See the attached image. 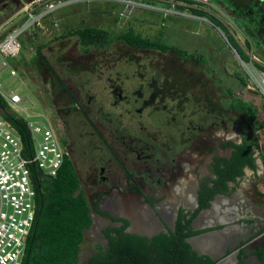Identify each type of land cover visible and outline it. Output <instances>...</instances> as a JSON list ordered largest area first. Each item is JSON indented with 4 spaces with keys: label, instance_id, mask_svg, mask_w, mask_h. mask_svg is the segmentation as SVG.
I'll list each match as a JSON object with an SVG mask.
<instances>
[{
    "label": "flooded vegetation",
    "instance_id": "af4514ba",
    "mask_svg": "<svg viewBox=\"0 0 264 264\" xmlns=\"http://www.w3.org/2000/svg\"><path fill=\"white\" fill-rule=\"evenodd\" d=\"M129 29L131 28L121 33H125ZM115 40L117 39L113 41ZM113 41L103 46H92L88 51L91 48H105ZM117 41L127 49L157 53L159 66L150 65L151 61L141 59L134 61L123 58L130 64H146L154 71V76L147 80L148 88L145 91L141 88L138 89L141 91L138 98L135 96L138 91L136 88L129 94L118 86L115 80L110 77L111 74H107L105 77L106 80L111 81L109 92L114 98L113 108L120 103H126L129 98L134 100L135 105H138L135 112L146 111V118L141 114L139 117L148 120V125H145L143 120H139L137 134H130L127 131L126 126L121 122L122 113H118L117 117H112L102 107H96L87 92L80 89L73 92L58 76L61 83L58 84L56 81L59 90H61L59 95L63 99L66 98V105L63 109L67 108L72 113L73 129L78 131L79 136H82L81 132L86 130L87 135L99 143L97 146L95 145V149L100 150L98 151L100 154H97L100 158L91 168V182L94 186L93 198L87 195L88 186L86 189L84 188L76 167L77 161L74 157L72 138L67 133L66 119L71 115L61 114L58 109H55V104L50 105L53 113L46 114L57 133L65 156L74 168L79 191L85 197L89 207L91 224L86 231L95 230V234L101 240V245L97 249L100 248L102 251H105L107 247L106 235H114L115 230H123L126 234L148 239L161 233L168 234L169 231L175 230L180 215H184V220L191 218L197 207L199 193H205L206 187H216L222 191L214 195L209 202V207L201 210L191 221V229L196 226L198 229H203L201 227L208 222L213 226L221 222L220 228L203 231L196 237L200 239V237L218 231L222 236V242L220 245H216L222 253L220 261L223 264H247L254 256L245 257L241 262H238L237 256L231 255L238 248V246L234 247L238 242L236 241L237 235L229 224L231 215L218 216L212 212V208L213 205L223 200L228 203L238 202L241 194L238 193L237 186L245 177L246 171L253 172L248 167L243 168L242 176L236 175L235 170L228 174L222 171L224 169L222 160L229 161L234 150L225 144L227 142L239 144L242 138L241 132L251 130L249 122L246 129H241L236 124L237 122L224 125L220 119L222 109L219 113L218 103L217 108L214 109L216 114L209 115V112L206 111L207 114L196 117L191 111L187 115L183 114L181 119L174 118L172 112L177 106L174 102L176 95L180 97L181 106L189 103L191 98H196L197 102L198 99L200 101L199 89L203 87L196 83V93L191 97L187 96V92L189 89H193L192 78H202V75L207 77L208 60H205L204 55L194 49L192 52H188L178 48L185 53L178 54L171 50L162 52L154 49L131 48L124 42ZM52 79L54 80V78ZM152 81L159 82L158 85L162 92L157 86L153 87L155 83ZM173 81L179 85L178 92L176 86L170 87ZM61 84L62 86H60ZM205 101L208 102V97ZM61 105L63 106V103ZM200 106L202 104H198V107ZM231 109L233 112L240 113L234 109L233 101ZM170 113L171 115H169ZM54 121L57 123L56 125ZM229 125L233 126V134L226 137L228 134L225 133V130L229 128ZM215 126L222 128L221 134L211 132ZM258 156V152L254 150L253 157L256 166L258 165ZM217 165L219 166L217 167ZM245 201L246 204L252 203V196L250 194L243 196L242 202ZM246 211L247 215L252 214L250 208ZM202 212H210L212 216L201 218ZM149 220L152 221L150 228H143L142 223ZM255 226V222L246 224L243 246L249 247L251 242L253 243L252 240L256 237L253 234ZM190 238L192 237L187 238L188 243ZM192 249L200 255H205L201 253V244L198 248L192 247ZM260 262L264 264V261ZM217 264L219 263L217 262Z\"/></svg>",
    "mask_w": 264,
    "mask_h": 264
},
{
    "label": "rangeland",
    "instance_id": "374dc122",
    "mask_svg": "<svg viewBox=\"0 0 264 264\" xmlns=\"http://www.w3.org/2000/svg\"><path fill=\"white\" fill-rule=\"evenodd\" d=\"M128 1L141 3L147 8L133 7L130 9L128 7L126 9V11H129L127 19L119 20L120 13L124 11V5L117 2V0H75V3L64 5L56 10L54 14L57 27L47 25V29L51 32L50 36L47 39L38 38L37 36L31 37L30 30L24 31L19 37L21 50L18 56L10 61L18 78L17 80H10L11 84L13 86L18 85L17 93L27 97L28 102L33 104V111L51 115L53 110L50 105L55 104V109H58L61 114L71 115L70 118L66 119L67 133L72 138L80 180L85 189L88 186L87 195L92 198L94 196V186L91 182V168L100 158L97 155L100 150L95 149V145L97 146L99 143L89 137L86 130L81 132L82 136H79L78 131L73 129L72 113L67 108L63 109L66 105V98H61L59 95L61 90H59L55 79L51 78L50 73L35 58L36 51L39 49L52 70L73 92H77V89L87 92L88 97H92L95 102V106L102 107L112 117H117L118 113H122L121 122L130 134L138 133L139 120H143L144 124L148 125V120L143 118L146 111L135 112L138 105H135L134 100L129 98L126 103H120L113 108L114 98L109 92L111 81L106 80L105 77L107 74H111L110 77L115 80L118 86L129 92V94L135 88L137 90L141 88L145 91L148 88L147 80L149 77L154 76L153 69L146 64L127 63L123 58L134 61L136 59L151 61L150 65L152 66H159V64L156 57L157 53L127 49L117 40L105 48H91L88 53H82L76 39L70 35L77 29L84 27L100 28L111 35H118L131 28L135 34L146 39L157 40L188 52H192L194 49L196 52L202 53L205 60H208L207 77L202 75V78H192L193 89H189L187 92V96L191 97L196 93V83L203 87L199 89L201 102L199 99L197 102L196 98H191L189 103L181 106L180 97L176 95L174 102L177 106L172 112L176 119H181L183 114L187 115L191 111L194 112L193 115L196 117L207 114L206 111L209 112V115L216 114L214 109L217 108L218 103L219 113L222 109L220 119L224 125L237 122L236 124L241 129H246L249 120L243 114L233 112L231 109V102L234 99H242L257 106L260 116L264 119V96L259 94L255 84L249 80L244 63L242 64L238 58V53H241L242 50L248 58L246 63H249V60L253 58L252 65H255V67L264 66V50H261L264 49V40L261 41L257 37H251L249 32L255 34V31L251 30L255 26V23H251L252 20L254 22L264 20V0H260L257 5L253 6H250L248 0H234L233 2H242L241 6L236 9L233 8L232 1L209 0L211 5L220 8L224 13V15L219 16L221 23L216 22L217 20L201 11H198L201 15L197 13L196 16L205 17L209 23H199L195 19L179 15L164 16L159 11L163 8V4L156 0ZM13 4L8 3V0H0V23L18 8L17 0ZM233 10H235L237 16L233 13ZM235 25L237 27L241 26L244 31L239 30V28L237 30ZM232 34L240 37L241 49L239 40ZM4 78H7V74L0 77L1 80ZM160 82H162V79H160ZM152 83H155L153 87L157 86L162 92L161 87L158 85L159 82L152 81ZM172 86H176L178 92L179 85L173 81V84H170V87ZM140 92V90L136 92L135 96L137 98ZM207 97L208 102L205 101ZM198 104H202V106L198 107ZM128 109L129 111H127ZM202 109L204 110L202 111ZM139 114L143 117L140 118ZM193 119L196 120L195 117ZM54 123L57 124L55 121ZM221 130L222 128L215 126L211 132L221 134ZM225 133L228 134L226 137L232 135L233 126L229 125ZM255 136L258 145L257 152L264 155V127L256 131ZM259 175L260 177L254 179L253 174L246 171L245 177L237 186L238 193L249 196L250 190L253 189L254 191L261 184L262 175L260 170ZM86 176L88 177L86 178ZM249 205L245 201L242 205V212L247 210ZM207 214H210V217L212 216L211 213ZM151 222V220L141 222L142 227L145 229L150 228ZM95 233L93 229L85 231L83 241L79 247L77 264H85L87 259L101 245V240L98 239ZM247 264L262 263L254 257Z\"/></svg>",
    "mask_w": 264,
    "mask_h": 264
},
{
    "label": "trees",
    "instance_id": "16d2710c",
    "mask_svg": "<svg viewBox=\"0 0 264 264\" xmlns=\"http://www.w3.org/2000/svg\"><path fill=\"white\" fill-rule=\"evenodd\" d=\"M14 1L16 0H8V3L14 5ZM190 11L194 15L197 13L201 15L196 10ZM70 35L76 39L82 53H86L92 46H103L117 39L131 48L154 49L162 52L171 50L178 54H185L176 47L145 39L131 29L125 33L111 35L100 28L84 27L73 31ZM238 55L241 60L247 61L242 50ZM35 58L58 84L61 83L39 49L36 51ZM233 103L234 109L249 120L251 130L241 132L242 138L239 144L231 142L225 144L234 150L229 161L222 160L224 165L222 171L228 174L235 170L236 175L242 176L244 167L252 171L256 170L253 157L254 150H258L255 132L264 127V119L260 116L257 106L242 99H234ZM0 113L18 131L25 148L28 149L31 143L25 124L9 112L1 98ZM258 155L264 166V155ZM214 182L217 184L216 181ZM220 191L222 190L216 187H206L205 193H199L197 207L191 218L184 220V215H180L175 230L169 231L168 234L161 233L150 239L129 235L123 230H115L114 235L107 234L105 251L99 248L98 252L92 254L85 264H217L218 261L209 256L195 252L187 242V238L203 232L191 229V221L201 210L209 207L210 200ZM36 204V218L27 239L22 264H77L79 247L83 241L84 232L91 224V217L86 199L79 191L74 168L66 156L56 176L38 184ZM252 255L259 261H264V251L256 250Z\"/></svg>",
    "mask_w": 264,
    "mask_h": 264
},
{
    "label": "built area",
    "instance_id": "2783aa9c",
    "mask_svg": "<svg viewBox=\"0 0 264 264\" xmlns=\"http://www.w3.org/2000/svg\"><path fill=\"white\" fill-rule=\"evenodd\" d=\"M156 1L167 6L159 9L164 16L179 15L199 23H209L205 17H197L190 10L204 12L218 22H221L219 16L224 15L209 0ZM117 2L124 5L119 20L127 19L128 7L147 8L128 0ZM72 3L75 0H17L18 8L0 23V77L7 74V78L0 79V98L9 112L25 124L31 143L26 149L18 131L0 113V264H22L27 239L36 218L38 184L56 176L65 156L47 116L33 111V104L28 102L27 97L17 93L18 85L11 84L10 80L18 78L10 61L21 50L19 37L24 31L30 30L31 37L47 39L51 33L47 25L57 27L56 10ZM238 58L244 63L249 80L264 96V69H261L264 66L252 65L253 58L249 63Z\"/></svg>",
    "mask_w": 264,
    "mask_h": 264
},
{
    "label": "crops",
    "instance_id": "0c3cea01",
    "mask_svg": "<svg viewBox=\"0 0 264 264\" xmlns=\"http://www.w3.org/2000/svg\"><path fill=\"white\" fill-rule=\"evenodd\" d=\"M231 1L233 3L232 6L234 9L239 8L241 6L242 2L239 3L238 1L233 2L234 0H228V2H231ZM259 1L260 0H248V2L251 4L250 6L257 5ZM163 7L166 8L167 6L163 4ZM233 13L237 16V13L235 12V10H233ZM251 23H255V26L251 29L252 31L253 30L255 31V34L249 31L251 33V37H257L261 41L264 40V20L257 21V22H254L252 20ZM222 26H225V25H222ZM238 28L239 30L244 31V29L241 26L239 27L236 26L237 30ZM232 35L239 40V47L241 48L240 37L235 36L234 34ZM247 41H248V37H247ZM261 50H264V49H261ZM257 161H258V165L256 166V170H254L251 173L253 174V178L256 179L260 177L259 175V170H260L262 176H261V184H259L254 191L253 189L250 190V195H252V203H250L249 208L252 210L251 211L252 214L247 215L246 210L242 212L243 195H241L242 197L240 196V200L238 202L235 201L234 203H228L226 200H223L213 205V208H212V212L218 216H221L224 214L226 215L228 214V216L231 215L229 224L231 225V229L237 235L236 241H238L237 244L234 243L235 244L234 247L238 246L237 251L235 253H232L231 255L232 256L236 255L237 256L236 260L238 262H241L242 259H244L245 257L254 256L252 255V253H254L256 250L264 251V166H262L260 158H258ZM207 213H210V212H207ZM207 213L202 212L200 217L201 218L210 217V214H207ZM250 222L256 223V226L254 227V230H253L254 231L253 234H255L256 237L255 239L252 240L253 243L251 242L249 247H245L243 246V243H244L243 236L246 230L245 226L247 223H250ZM216 224L213 226L212 224H210V222H208L206 225L201 227L203 229H198L197 226L194 224L196 227L193 230L207 231V230L217 229L221 227L220 226L221 222L216 223ZM221 242H222V236L220 235V233H218V231H214L213 233H210L204 237H200V239L194 236V238L192 239V246L194 249H196L201 244V248H202L201 253L209 256L213 260H216L222 263V261H220V258L222 257V253L218 250L217 248L218 246H216V245H220ZM250 246H251V249H250ZM237 252H238V255H237ZM254 257L256 258V256ZM256 260L259 261L257 258Z\"/></svg>",
    "mask_w": 264,
    "mask_h": 264
},
{
    "label": "water",
    "instance_id": "95a60500",
    "mask_svg": "<svg viewBox=\"0 0 264 264\" xmlns=\"http://www.w3.org/2000/svg\"><path fill=\"white\" fill-rule=\"evenodd\" d=\"M194 237H192V238H190L188 241H189V243H190V245L192 246V239H193ZM193 247V246H192ZM219 264H223V263H220V262H218Z\"/></svg>",
    "mask_w": 264,
    "mask_h": 264
}]
</instances>
